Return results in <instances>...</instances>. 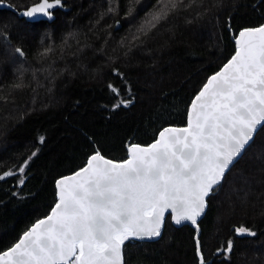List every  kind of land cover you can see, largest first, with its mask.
<instances>
[{"label": "trees", "instance_id": "obj_1", "mask_svg": "<svg viewBox=\"0 0 264 264\" xmlns=\"http://www.w3.org/2000/svg\"><path fill=\"white\" fill-rule=\"evenodd\" d=\"M37 1L3 0L17 10ZM157 8V0H62L40 23L0 8V175L15 173L0 180V252L49 213L55 180L95 149L122 160L127 142L184 125L193 96L235 51L227 24L236 33L264 22V0H183L145 35ZM207 202L199 240L208 264H264V127ZM241 226L256 235H237ZM194 232L168 215L159 239L125 243L124 264H197Z\"/></svg>", "mask_w": 264, "mask_h": 264}, {"label": "snow or ice", "instance_id": "obj_2", "mask_svg": "<svg viewBox=\"0 0 264 264\" xmlns=\"http://www.w3.org/2000/svg\"><path fill=\"white\" fill-rule=\"evenodd\" d=\"M181 3L157 0V10L139 31L146 35ZM58 7L62 0H38L22 15L40 23L41 17L51 20ZM233 39L235 53L192 100L186 127L164 128L147 146L130 145L121 162L96 151L85 167L57 180L50 214L0 253V264H123L125 243L159 237L166 211L176 224L196 225L206 198L264 127V24L245 28ZM15 53L24 56L20 48ZM120 103L127 107L131 101ZM14 174L4 172L0 180ZM235 232L256 235L243 226ZM233 248L229 240L226 258ZM196 255L199 264H206L198 239Z\"/></svg>", "mask_w": 264, "mask_h": 264}, {"label": "water", "instance_id": "obj_3", "mask_svg": "<svg viewBox=\"0 0 264 264\" xmlns=\"http://www.w3.org/2000/svg\"><path fill=\"white\" fill-rule=\"evenodd\" d=\"M36 3H38V1L35 2V3H33V4H31V5H29V6L26 7V8H23V9L17 10V9H15L13 6H11L10 4H8V3H6V2H3V3H2V6H0V8H7V9H11V10L17 11V14H18V16H19L20 18H24V19L27 20V21H32V20H30L29 18L24 17V16L22 15V13H23L25 10H27L29 7L35 5ZM58 8H61V7H58ZM56 9H57V8H56ZM56 9H54V10H56ZM53 18H54V16H53ZM53 18H52V19H53ZM52 19H51V20H52ZM40 20L51 21V20H48L47 18H43V17H41ZM262 24H264V22L261 23V24H259V25H262ZM259 25H257V26H252V27H243V28H241L240 30H238V31L235 33L234 30L230 27V23H228V24H227V29L230 31V37H231V40L235 43V40L233 39V37H234V36H238V35H239V32H240L241 30H243V29H245V28H254V27H258ZM118 27H119V23H116L115 28H118ZM235 50H236V44H235ZM234 53H235V51L233 52V54H234ZM233 54H232V55H233ZM232 55H231V56H232ZM231 56H230V57H229V58H228V59H227L222 65H221V67H220L218 70H216L215 72H213L212 74H210V75L207 77V79H208L210 76H212L213 74H215L216 72H218V71L223 67V65H224L225 63H227V61L231 58ZM207 79H206V81L203 83V85L207 82ZM203 85H202V86H203ZM202 86L200 87V89L202 88ZM200 89L196 92V94H195V95L193 96V98L191 99L188 108L190 107L191 102H192V100L194 99V97L199 93ZM187 121H188V111H187V119H186V123H185L184 125H168V126H164L163 128H161V129L158 131L156 137H155L151 142H149V143H147V144H138V143H129V142H127V143H126L127 156H126V158H124V159H122V160H116V159H112V158H110V157H107V156L103 155V154H102L99 150H97V149H95V151L92 152V153L89 155V157H90L91 155H93L96 151H99V152L101 153V155H103L106 159H110V160H112V161H114V162H121V161H123V160H125V159L128 158V147H129L130 145H132V144H137V145H140V146H147V145H149V144H151V143L154 142V140L158 137L159 132H160L161 130H163L164 128H168V127H177V128H180V127H186V126H187ZM259 129H260V128H258V130H259ZM257 132H258V131H257ZM257 132H256V133H257ZM255 135H256V134H255ZM255 135H254V137H255ZM251 142H252V141H251ZM251 142H250V143H251ZM250 143H249V144H250ZM242 154H243V153H242ZM242 154H241V156H242ZM241 156H240V157H241ZM89 157H88V158H89ZM240 157H239V158H240ZM88 158H87L86 162H85L81 167L77 168L76 170H74V171H72V172H70V173H68V174H65V175L60 176V177H58V178L55 180V187H56V201L54 202L52 208L55 206V204H56V202H57V185H56L57 180H60V179L65 178V177L72 176V175H73L74 173H76L80 168L85 167V165L87 164ZM239 158H238V159H239ZM231 167H232V166H231ZM231 167H230V168H231ZM228 171H229V170H228ZM228 171H227V172H228ZM1 175H3V173H2ZM207 199H208V197L206 198V205H208ZM52 208H51V209H52ZM51 209H50V211H49V213H48L47 215H45V216H43V217H41V218L35 220V221H34V222L28 227V229H29L33 224H35L38 220L47 217V216L50 214ZM206 209H207V206H206ZM206 209H205V212H206ZM205 212H204V213H203V214L197 219V224H196V225H193L190 221H183L181 224H176V223H174V222L172 221V218H171V212H170V210H169V211H166V213H165L164 224H163V227H162V230H161V235H162L163 230H164V226H165L166 218H167L168 215H170L171 223H172L175 227H182L183 225H190V226L194 229V231H195V232H194V240H195V245H196V240H197V239L199 240V236H200V233H201V229H200L199 221H200L201 218L204 216ZM28 229H26L25 231H27ZM197 229H198V231H197ZM25 231H24V232H25ZM24 232H23V233H24ZM23 233L21 234V236L23 235ZM161 235H160V236H161ZM21 236L18 238V240H17L13 245H15V244L20 240ZM160 236H159V237H156V238H153V239H142V240L133 239V240H137V241H155V240L159 239ZM199 241H200V240H199ZM13 245H12V246H13ZM12 246H10V247H12ZM10 247H8L7 249H9ZM7 249L1 251L0 253L6 251ZM197 259H198V257H197ZM211 260H212V259H210V260H208V261L205 260L206 264L210 263ZM123 264H124V255H123ZM197 264H199V259H198Z\"/></svg>", "mask_w": 264, "mask_h": 264}, {"label": "bare ground", "instance_id": "obj_4", "mask_svg": "<svg viewBox=\"0 0 264 264\" xmlns=\"http://www.w3.org/2000/svg\"><path fill=\"white\" fill-rule=\"evenodd\" d=\"M210 260V259H209ZM208 261V260H207Z\"/></svg>", "mask_w": 264, "mask_h": 264}]
</instances>
